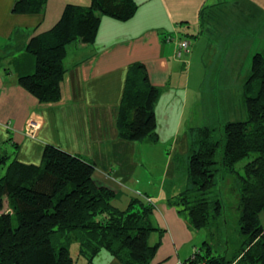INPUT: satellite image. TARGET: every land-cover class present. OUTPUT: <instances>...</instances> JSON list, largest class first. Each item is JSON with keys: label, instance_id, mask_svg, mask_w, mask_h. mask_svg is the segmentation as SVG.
I'll use <instances>...</instances> for the list:
<instances>
[{"label": "trees", "instance_id": "1", "mask_svg": "<svg viewBox=\"0 0 264 264\" xmlns=\"http://www.w3.org/2000/svg\"><path fill=\"white\" fill-rule=\"evenodd\" d=\"M47 2L15 0L13 12L43 14ZM138 10L136 0L67 4L51 29L30 38L26 50L36 67L18 78L19 85L42 103L59 102L68 45L91 44L103 17L127 22ZM201 14L204 20L209 13L203 9ZM161 94L144 63L129 66L117 122L123 140L158 142L155 110ZM245 101L248 120L227 122L221 138L207 125L188 130L187 186L167 200L190 227L214 234L225 217L215 188L219 180L234 174L240 248L230 258L216 254L206 240L184 264H264V52L253 56ZM252 156L239 172L237 164ZM95 171L92 161L51 144L44 148L40 165L11 159L0 148V264H76L73 241L78 242V256L88 262L106 251L121 264H153L159 247L149 242L159 230L153 223L154 206L142 195L103 184Z\"/></svg>", "mask_w": 264, "mask_h": 264}, {"label": "crops", "instance_id": "2", "mask_svg": "<svg viewBox=\"0 0 264 264\" xmlns=\"http://www.w3.org/2000/svg\"><path fill=\"white\" fill-rule=\"evenodd\" d=\"M227 1L136 0L139 10L131 20L103 17L95 42L68 45L62 98L47 104L23 89L18 78L35 71V58L26 50L30 38L51 29L66 4L50 14L48 8L43 14H17L13 12L15 0H0V148L11 159L40 165L44 148L51 144L92 161L95 178L103 184L152 197L153 223L159 229L149 237L151 245L159 243L153 264L184 263L201 246L200 231L190 227L175 207L167 205L168 198L184 186L178 171L189 152V122L195 106L183 123L190 82L180 88L176 81H180L186 67L192 66L196 52L189 49L185 58L179 59L175 33L196 31L199 36L195 38L200 39L199 33L206 30L209 21L219 30H238V23L223 25ZM232 1L236 5L243 0ZM256 1L255 21H259L264 8ZM203 9L209 13L204 20ZM258 30L260 27H255ZM137 62L147 66L152 83L162 88L155 110L159 135L156 143L171 144L168 154H159L164 169L159 188L151 190L153 194L146 190L153 179L145 169L152 161L148 150H142L137 142L123 140L117 126L127 72ZM76 264L121 263L102 251L93 262L78 256Z\"/></svg>", "mask_w": 264, "mask_h": 264}, {"label": "rangeland", "instance_id": "3", "mask_svg": "<svg viewBox=\"0 0 264 264\" xmlns=\"http://www.w3.org/2000/svg\"><path fill=\"white\" fill-rule=\"evenodd\" d=\"M90 1L48 0L47 8L50 14L52 11H56L61 4L72 3L88 6ZM256 2L264 8V0H257ZM234 3L232 0L225 3L224 14H222L221 19L224 20L223 25L238 23L237 26L240 27L238 30L236 28V30L229 31L228 27L225 29L222 27L219 30V27L209 21V24L205 25L206 30L199 33L200 39L195 38V36H199L196 31L195 33L190 31L175 33L179 42L184 39L189 42L190 52L191 50L196 52L192 66L189 69L186 67L184 74H180V81H178L179 79L176 81L180 82V88H184L186 82H190V95L183 123L189 118V111L195 104L192 110L193 117L189 122L190 127L207 125L215 129L217 138H221L223 127L227 122L248 120L245 86L251 75L253 56L256 52H264V12L262 18L255 21V7L257 8L255 0L238 1L236 5ZM257 26L260 27V30L255 31ZM196 43L198 45L195 47ZM177 57L179 59L185 58V56H179L178 52ZM138 143L142 150L145 148L148 150L147 152L152 158L151 163H147L145 169L149 177L153 178L152 182L149 181L148 184L150 185L146 190L149 194H153L151 190L155 187L159 188L160 176L164 169V161L159 154L161 151L168 154L171 150V144L150 143L148 139ZM253 157L239 162L236 167L237 170L243 172L244 166ZM186 167L187 163H181L178 171V178L182 181L184 179L182 191L187 186ZM215 189L222 198L225 217L221 219L220 226L215 229L214 234H211L208 229L198 230L200 231L199 244L202 245L204 241L208 240L216 254H227L228 257L232 258L235 252L239 250L241 241L239 232L240 199L235 175L229 174L219 180ZM180 191L175 195L179 194ZM138 194L142 195L155 208L152 197L146 194ZM261 220L264 224V213L261 214ZM196 250L198 248L195 249V252ZM71 252L74 257H78L79 245L77 241H73Z\"/></svg>", "mask_w": 264, "mask_h": 264}, {"label": "built area", "instance_id": "4", "mask_svg": "<svg viewBox=\"0 0 264 264\" xmlns=\"http://www.w3.org/2000/svg\"><path fill=\"white\" fill-rule=\"evenodd\" d=\"M190 44L186 40H182L179 42V51L178 54L179 56H185L189 52ZM30 129V128H29Z\"/></svg>", "mask_w": 264, "mask_h": 264}]
</instances>
